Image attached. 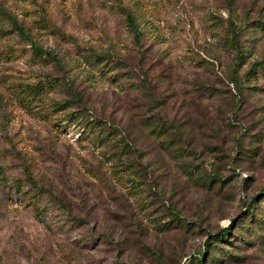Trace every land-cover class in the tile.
<instances>
[{
	"label": "rangeland",
	"instance_id": "obj_1",
	"mask_svg": "<svg viewBox=\"0 0 264 264\" xmlns=\"http://www.w3.org/2000/svg\"><path fill=\"white\" fill-rule=\"evenodd\" d=\"M255 19L264 0H0V264H197L206 231L264 190V68L244 74L264 65ZM67 112L132 149L77 136ZM157 118L180 149L149 132ZM14 180L46 190L38 213ZM244 219L202 264H264V226Z\"/></svg>",
	"mask_w": 264,
	"mask_h": 264
},
{
	"label": "trees",
	"instance_id": "obj_2",
	"mask_svg": "<svg viewBox=\"0 0 264 264\" xmlns=\"http://www.w3.org/2000/svg\"><path fill=\"white\" fill-rule=\"evenodd\" d=\"M250 24L254 27H257L258 29H261L264 31V20L262 19H255L250 21ZM27 41L31 47V50L33 53H37V54H41L46 58H50V59H54L53 55L48 51L45 50L43 48H41L40 46L36 45L33 41H31L29 38H27ZM243 57V52L241 49L237 50L236 53V60L235 61H239V59H242ZM260 67V68H264V65L262 64V61H253L249 64V66L244 70V74L248 77L251 78L252 76H254L256 74V68ZM50 82V79L47 81ZM52 82V81H51ZM53 84V83H50ZM34 85H37L34 84ZM78 95L73 94V96L71 98L68 99H64L62 101H56L54 102L58 108H63L66 106H70L72 105V103L77 100ZM66 115L70 118H67V120H73L75 121L78 125H80V129L77 133V136L80 135H87L88 133H90V135L92 134L93 137H96L97 141H100L102 143H105L108 141V139H113L114 142L117 144V147L120 149V151L122 153H127L131 148L129 142L126 139V136L124 135V133L118 134V136L116 137V128L110 124L107 123L106 126L103 125L102 119L101 118H84L83 116H81L80 114H73L72 112H67ZM159 119V121H158ZM168 126V124H166L162 118H157V122H153L150 123L149 125V132L152 133L155 136H158V143L164 147V149H169L170 146H172V149H180V147H176L175 143L178 140V138L176 136H172L169 138H166L165 136V131L166 128L165 126ZM170 127V124H169ZM118 133V131H117ZM121 157V156H119ZM118 163H121V161H119ZM186 165V164H185ZM186 173H191L193 169L190 167L185 166V170ZM30 177V175H28ZM195 177H198L199 179H201L202 183H210V184H214V181L220 179L218 178L215 174L209 175V176H202L201 174H196ZM32 181V180H31ZM13 183L15 184V190H18L19 193H21V195L24 196V200L26 202V204H32V207L34 208L35 212L38 213L39 209L37 208L36 204H35V197L37 195V193H39L40 191H46L44 189H41L40 187H36L35 190L36 192L33 194H28V192L24 193V191L21 190V185L19 183H17V180H14ZM49 194V196L51 195L50 192H46ZM33 195V196H32ZM256 196L258 197V195H253L249 198V200L244 203L243 206V210L242 212L235 218H231L229 223L226 226H221L216 228L214 231L210 232V231H206V237L205 239H203L202 241V248L201 250H198L196 253H191L189 256V258H192L193 261H195L197 264H202V261L205 259L206 262L207 261H212L216 256V254L214 253V248H217V251H219L220 247L218 245L219 242H223V241H228L227 237L232 234L234 231V227L237 226L238 230H251L252 229V225L247 226L246 224H244L245 219L244 217H249L252 224H254V226L256 228H259L260 226H264V218L254 215V210H256V201L259 199H263L264 200V190L261 191V197L256 198ZM58 201V199H57ZM170 212L172 213V217L174 219H177V221L180 220V218H178L177 213L175 212V210L171 209ZM74 219L77 220H81L80 217H75ZM171 219V218H170ZM167 220L166 221H162L163 223H161L160 225H165L166 223H168L171 220ZM82 221V220H81ZM189 221L187 220H183L182 224L186 225L188 224ZM164 227V226H163ZM162 227V229H163ZM237 234V239L242 240V241H246L244 238H242L241 233L240 232H236ZM90 239H94V235L90 234ZM104 236V234H103ZM222 250V249H221ZM224 250V249H223ZM207 256V257H206ZM206 257V258H205ZM191 259V260H192ZM190 261V259H188Z\"/></svg>",
	"mask_w": 264,
	"mask_h": 264
}]
</instances>
